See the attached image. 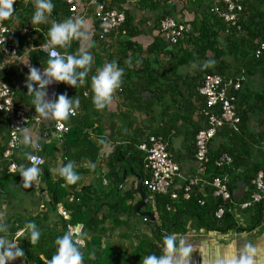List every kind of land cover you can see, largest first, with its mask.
<instances>
[{
	"label": "crops",
	"instance_id": "crops-1",
	"mask_svg": "<svg viewBox=\"0 0 264 264\" xmlns=\"http://www.w3.org/2000/svg\"><path fill=\"white\" fill-rule=\"evenodd\" d=\"M16 1L14 0L12 5L14 9L12 17H9L7 22L16 30L27 27L29 32L26 35L17 34L14 37V44L19 55L6 63L4 69L0 71V80L11 86L17 105L24 108L30 115L39 118L38 124L29 118L19 133L20 148L15 152L19 166L23 164L25 167H30L26 163V158L34 152V147L31 144L23 143V137L26 135L30 140L35 141V145H41L40 154L43 159L49 160L52 175L61 177L59 169L66 160V157L63 156V139L51 134L53 123L57 119H45L35 111V106L32 103L33 95L27 92L24 81L29 66L41 69L47 67L48 57L40 49V45L48 40V30L51 25L71 18L74 21H81L80 31L84 33V36L73 39L67 48L58 47V50L67 55H79L82 51H87L92 56V61L88 66L89 71L83 78L84 82H78L73 87L64 83L51 84L47 89L45 99L54 100L55 95L61 93L73 100L78 99L79 106L75 108V114L62 121L70 129L78 128L96 140H103L96 163H90V159L85 157L79 162L76 161V165L73 166L79 176V179L72 183L75 190L91 185L97 190L107 189L110 192L111 177L109 178L107 175V162L112 157L114 148L135 147L149 134H161L165 137L170 156L179 165V173L173 179V189L179 190L189 178L197 173L193 140L197 129L203 125V119L200 114L199 96L193 93L189 94L191 91L185 86V82L196 74L197 63L190 62L174 69L169 61L172 57L170 44H167L166 49L155 54L147 53V48L155 38H161L157 21L159 12L170 9L171 16L189 25L197 14L204 11L203 8H200L196 13L193 11L192 3L186 4V0H157L160 6L156 10L144 7L141 0L133 2L98 0L112 8L123 10L126 19L129 17L127 26L134 31L129 39L136 43L141 51L136 52L134 49H128L122 56L120 51L124 44H120V41L123 42L127 37L126 27L122 28L125 31L124 35L110 34L104 40L95 38V33L98 31L96 26L99 25L92 15L93 7L89 4L90 0H76L78 10L73 15L68 11V6L59 7L56 11H52L43 23L39 24L31 22L32 14L35 11L34 0H21L19 5ZM214 2L215 0H203L206 11H209V7ZM141 59L150 61L143 71L144 76L141 71ZM227 60L232 64L231 70H238V74L239 72L245 73V69L241 68L240 64L234 62L232 58H227ZM106 63H115L123 69V74L120 87L113 92L109 103L104 109L97 110L92 103L91 78ZM198 81L196 80L195 83ZM137 86L139 88L134 92L130 90L132 88L125 89ZM173 86L180 89L179 94H171L170 87ZM157 88L163 91L159 100H155L152 95L153 92L156 96L158 95ZM166 89L170 91H166ZM262 92H264L263 69L258 68L250 74L246 73L241 76L239 93L247 95V97H241L237 105L241 111L245 110V128L239 130V134H237L240 135L243 143L241 144L239 141V146H236L234 150L245 154L241 158L242 162L249 159L250 163H262L257 149V145L264 140V99L258 97ZM184 102H189V105H184ZM227 130V128L219 130L210 143L211 148L228 143L231 134L226 132ZM6 142V117L0 114V170L5 164L2 152ZM246 148L249 149V152L246 151ZM78 150L79 147L70 149L75 153ZM118 163L116 170L120 171L122 179L123 169L130 166L124 160ZM81 169L84 170L81 171ZM9 174L11 175L7 177L5 188L1 192L0 216L10 222L21 218V224H24L22 223L24 217L40 211L47 201L45 186L38 178L31 187L25 189L21 184L19 170L9 172ZM133 182L136 185V180L128 175L125 178L123 185L125 188L123 189L130 188ZM64 185L68 186L69 184L65 182ZM247 191L248 186L242 182L237 183L231 192L235 203L245 201L248 196ZM116 192L115 189L114 196H116ZM139 199V194L134 195V204ZM150 199L149 197L148 204L142 211H151L150 207L153 204ZM108 200L110 199L103 200V204H107ZM104 208L101 210L106 211ZM231 212L236 225L226 231L189 227L193 221L188 219L186 229L189 228L185 232L166 234V236L173 237L175 245L170 264H234L243 253H248L251 256L253 264H264V224H261L260 216L255 213L253 206L244 210L232 208ZM121 217L123 218V216ZM155 221H157L156 216ZM24 229L25 226L18 229L16 235L18 233L21 235ZM141 234H151L149 223L130 217L128 224L118 225L112 230L108 241L117 252L121 251L127 255L138 243ZM163 235L162 232L161 243H163ZM0 236L9 239L7 231ZM15 237L9 240L15 241L17 244ZM12 264H26V262L23 257H19Z\"/></svg>",
	"mask_w": 264,
	"mask_h": 264
},
{
	"label": "trees",
	"instance_id": "trees-1",
	"mask_svg": "<svg viewBox=\"0 0 264 264\" xmlns=\"http://www.w3.org/2000/svg\"><path fill=\"white\" fill-rule=\"evenodd\" d=\"M20 1H16L18 5ZM238 2L241 4L242 10L232 25L223 18L224 7L219 6L223 12L212 13L209 10L210 7L208 9L209 11H206L203 0H186V4L192 3L194 12L198 13L200 8H203L204 11L197 14L190 24L188 23V32L179 39L178 43L174 45L170 44L172 57L169 61L174 69L190 62L197 63L198 68L196 74L185 82V86L191 91L189 94L193 93L199 96L198 102L200 110L205 105V97L199 93L198 88L205 74L219 75L224 83H227L229 80L235 81L238 79L241 84V76L243 74H250L258 68L263 69L264 73V51L257 57L255 56V50L258 48L259 43L264 42V0H238ZM52 3L54 4L52 11H56L59 7L64 8V6H68L64 0H52ZM141 3H144V7L150 10H156L160 6L157 0H141ZM171 10L173 9L171 8ZM170 13V9L159 12L157 21L160 22L165 16H171ZM128 21L129 17L128 19L125 17L126 24L124 22L125 25L123 24V26L126 27L127 37L125 36L126 38L123 42L119 40L120 44H124L120 51L122 56H124L125 51L128 49H134L136 52L141 51L139 46L129 39L134 34V31L131 27L127 26ZM123 26L122 28H125ZM96 27L98 31L95 30V38L99 40H104L110 34H114H103L100 26ZM116 35L118 36L120 34ZM13 39L12 43H14ZM167 47V43L160 37H157L148 46L147 53H159ZM227 58H232L234 62L240 64V67L245 69V73L239 72L238 74V70H231L232 64L229 63ZM149 62V60H140L142 72L149 65ZM207 62L209 63L208 65ZM144 75L143 72L142 76ZM196 80L199 81L195 83ZM176 87H170L172 95L180 93V89ZM129 88H132L130 90L134 92L139 86L126 87L125 89L129 90ZM168 90L166 89V91ZM162 92L157 88L158 95L156 96L155 92H153V98L159 100ZM229 92L234 97V106L240 119L238 130H241L245 128L244 117L246 113L244 112L245 110L241 111L237 104L241 97H247V95L240 94L239 88L234 89L230 87ZM258 97L264 99V92L258 95ZM185 104L189 105V102H184ZM202 119L204 118L202 117ZM222 128L228 129L226 132L231 134L229 135L230 139L227 144H222L216 148L209 146L207 154L208 160L204 164L201 176L209 181L214 176L224 178L225 184L230 192L234 190L237 183L242 182L245 186H248V196L246 198L248 199L251 191L254 189L252 181L258 172L262 173L264 181V162L262 161L263 164L261 162L250 163L251 160L249 159L242 162L241 158L245 154L234 150L236 146H239V141L241 144L243 143L239 137L240 135H237L239 132L234 131L227 124H224L220 130ZM161 136L165 139L163 135ZM61 139H63L64 144L63 156L66 157L62 167L69 161L74 166L76 165V161L79 162L80 159L85 157L90 159V163H96V158L99 155L98 151L101 148L103 140H96L78 128H69L68 132ZM75 147H79V150L76 153L71 152L70 149ZM246 151L249 152V149L246 148ZM113 152L112 157L107 162V175L109 178L111 177L110 192L107 189L97 190L91 185L84 186L80 190H75L72 184L65 186L64 183L66 181L64 178L53 176L49 160L43 159L42 164L39 166L41 170L39 178L44 183L47 201L43 204L41 210L34 215L25 216L22 222L24 224H21V218L10 222L0 216V226L6 227L8 237L11 240L16 236L18 229L25 226L28 222L35 223L37 229L40 231V237L35 244L30 242L29 233L25 229L21 235L15 237L17 245L23 249L24 255L22 257L26 264H49V260L56 250L55 241L57 237L69 232L68 225L77 223L83 225L81 238L84 241V245H80L82 253L81 264H129L132 262L142 264L145 256L149 254H161L163 247V243H161L162 232L164 238L166 234L185 232L189 227H195L197 229L204 227L207 230L223 232L236 225L234 223L233 213L231 212L233 205L228 201L222 200L221 197L213 195V188L205 183H198L192 186L188 198H183L182 188L173 190L177 192L176 199H172L169 193H154L151 195L141 185L147 196L152 200L153 205L151 207L149 205V207L157 220L150 224L149 218L137 215L133 209L134 195H138L134 182L127 189H123L125 188L123 184L116 192V196H114L115 189L121 182L120 171L116 170L117 163L124 160L134 172L137 171L143 178L145 175L144 153L138 150L136 146L124 149L115 147ZM258 152L261 159L262 154L259 150ZM222 154L230 155L232 161L228 165L218 167L215 164V160ZM4 161L5 164L0 170V190H4L6 179L11 175L6 169V160ZM128 175H130L129 171H126V177ZM1 196L2 194L0 192V198ZM72 196L73 199H70ZM106 199L110 200H108L107 204H103V200ZM231 200L232 202H236L232 194ZM58 206H61L68 212V219H64L58 213ZM222 206L224 207L223 216L221 218H215L214 212L218 207ZM252 206L255 209V213H258L260 216L261 221L264 201L253 204ZM103 208L106 211L101 210ZM211 212H213V216H211ZM130 217L149 223L151 234H141L138 238V243L126 255L121 251L117 252L108 241V237L111 236L110 233H112V230L116 226L128 224ZM144 218H146V221H144ZM188 219H191L193 222L186 229ZM2 233L0 232V234Z\"/></svg>",
	"mask_w": 264,
	"mask_h": 264
},
{
	"label": "built area",
	"instance_id": "built-area-1",
	"mask_svg": "<svg viewBox=\"0 0 264 264\" xmlns=\"http://www.w3.org/2000/svg\"><path fill=\"white\" fill-rule=\"evenodd\" d=\"M64 1L68 5V11L72 15L77 13L78 5L76 0ZM127 1L133 2L138 0ZM89 4L93 7L92 15L98 22L103 34H125V31L122 29L125 22V13L123 10L108 7L104 2H98V0H90ZM219 6L224 7V12ZM209 10L212 13H221L222 11L224 20L233 25L242 10V6L238 0H215ZM7 20L0 21V71L4 69L7 62L19 55L15 44L12 43V39L17 34L26 35L29 32L27 27L16 30L8 24ZM187 32L188 25L175 19L173 16H165L159 22V34L167 44L174 45L178 43L179 39ZM262 51H264V42L259 43L258 48L255 50V56L260 55ZM43 52L48 57L47 53L45 51ZM230 87L234 89L240 88V81L236 79L235 81L229 80L227 83H224L219 75L205 74L200 82L198 91L205 97V105L200 110V114L204 118L203 125L194 135V161L196 163L197 173L189 178L180 188H182L183 198H188L192 186L198 183L208 184L213 188V195L230 202L233 208L244 210L253 204L264 201V181L261 172H258L252 181L254 189L251 191L249 198L240 203L232 202V193L228 190L224 178L214 176L209 181L201 176L204 164L208 160L207 154L210 143L220 128L224 124H227L231 129L239 132L238 124L240 119L234 106V97L229 92ZM75 112L74 110V114ZM0 114L6 117L7 124V142L2 152V157L6 160L7 171L16 172L19 170V164L15 154L20 148L19 133L29 121V118L36 122V124L39 123V118L30 115L24 108L17 105L11 86L1 80ZM68 130V125L62 120L57 119L53 123L51 134L61 139ZM167 146L166 140L161 135L154 134L147 135L136 145V148L144 153L145 175L141 180V185L151 195L154 193H169L172 199H176L177 192L173 191L175 189H173L172 183L173 179L179 173V165L170 156ZM257 149L262 154L261 159L264 162V140L257 145ZM40 151L41 145L36 144L34 152L30 154L33 159L29 160L28 156L26 158L28 166L31 167L32 164H35L39 167L42 164L43 157ZM231 161L230 155L222 154L215 160V164L221 167L230 164ZM0 192H3V190H0ZM70 199H73V196ZM57 211L64 219H68V212L61 206H58ZM223 214L224 207H218L214 212V217L221 218ZM144 221H146V218H144ZM261 224H264V208L261 212ZM68 231L73 234L74 238H79L81 246L84 245V241L81 238L83 232V225L81 223L68 225ZM18 235L19 233L16 236Z\"/></svg>",
	"mask_w": 264,
	"mask_h": 264
},
{
	"label": "clouds",
	"instance_id": "clouds-1",
	"mask_svg": "<svg viewBox=\"0 0 264 264\" xmlns=\"http://www.w3.org/2000/svg\"><path fill=\"white\" fill-rule=\"evenodd\" d=\"M14 0H0V21L12 17ZM54 4L52 0H35V11L32 14L33 24L43 23L51 15ZM81 21L65 19L60 23H53L48 30V40L40 45L41 49L48 55L47 67L43 69L29 66L24 85L27 92L33 95L32 103L35 111L41 117L67 120L70 115H74V110L79 106V100H73L61 93L55 95L54 100H47V89L53 83H64L68 86H75L83 83V78L89 71L92 56L87 51H82L79 55H65L58 51L59 48H67L70 42L84 33L80 31ZM82 69V70H78ZM123 69L115 63H106L97 70L96 75L91 78L92 103L97 110L104 109L111 100L113 92L120 87ZM24 144H31L35 147V141L28 136L23 137ZM28 159L33 157L29 154ZM41 175V170L35 164L31 167L19 166V176L22 186L27 189L37 181ZM59 175L68 184L75 183L79 176L73 169V164L69 161L59 169ZM4 226H0V232H6ZM25 231L29 233L30 242L35 244L40 231L35 223L28 222ZM56 250L49 260V264H81L82 253L80 250V240L74 238L71 232L57 237ZM175 251L174 240L171 235L163 239V247L160 255L149 254L142 260V264H170L171 255ZM24 255L23 249L15 241H10L5 236H0V264H12L17 258ZM234 264H253V260L248 253L239 256Z\"/></svg>",
	"mask_w": 264,
	"mask_h": 264
},
{
	"label": "water",
	"instance_id": "water-1",
	"mask_svg": "<svg viewBox=\"0 0 264 264\" xmlns=\"http://www.w3.org/2000/svg\"><path fill=\"white\" fill-rule=\"evenodd\" d=\"M118 165H119V163H118ZM126 171H129V174L132 176V178H134L136 180V185H135L136 190H137L138 194L140 195V199L134 204L133 209L137 215L149 218V222H150V224H152L153 222H155L154 214L151 211H142V209L147 206L149 197L147 196L145 191L142 189V186H141L142 176L140 173L134 172L132 170V168H130V167L124 168L122 171L121 182L117 186L116 191H118L122 187V185L124 184L125 178H126ZM210 214H211V216H213V212H211Z\"/></svg>",
	"mask_w": 264,
	"mask_h": 264
}]
</instances>
